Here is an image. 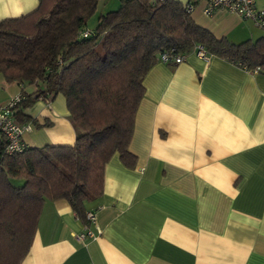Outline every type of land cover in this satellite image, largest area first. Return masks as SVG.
I'll return each mask as SVG.
<instances>
[{
	"label": "crops",
	"instance_id": "crops-1",
	"mask_svg": "<svg viewBox=\"0 0 264 264\" xmlns=\"http://www.w3.org/2000/svg\"><path fill=\"white\" fill-rule=\"evenodd\" d=\"M38 2L0 0V20ZM204 6L198 0L191 16L216 37L264 36L250 20L221 8L206 15ZM142 84L128 144L135 162L114 153L101 194L86 202L94 236L76 238L86 224L67 201L46 199L19 264H264V73L192 50L179 63L157 60ZM36 88L0 73V103ZM31 98L22 112L36 123L24 141L73 143L63 95Z\"/></svg>",
	"mask_w": 264,
	"mask_h": 264
},
{
	"label": "trees",
	"instance_id": "trees-1",
	"mask_svg": "<svg viewBox=\"0 0 264 264\" xmlns=\"http://www.w3.org/2000/svg\"><path fill=\"white\" fill-rule=\"evenodd\" d=\"M98 1L39 0L27 14L0 20V73L37 87L23 93L15 119L36 123L22 112L31 95L61 94L75 130L71 144H27L12 153L0 145V264L24 258L46 199L67 201L89 224L86 202L101 194L106 162L118 153L133 166L128 144L142 80L159 54H186L200 44L264 73V36L239 44L216 37L180 0H119L87 29Z\"/></svg>",
	"mask_w": 264,
	"mask_h": 264
},
{
	"label": "built area",
	"instance_id": "built-area-1",
	"mask_svg": "<svg viewBox=\"0 0 264 264\" xmlns=\"http://www.w3.org/2000/svg\"><path fill=\"white\" fill-rule=\"evenodd\" d=\"M198 0H187L185 8L191 12ZM225 9L240 16L242 19L250 20L256 27L264 29V6H259L257 0H205L203 13L211 15L216 9ZM88 31L83 32L86 36ZM193 51L201 58L207 60L209 53L202 45L196 44ZM185 59V54L172 55L161 53L158 60L162 62L179 63ZM256 71V70H254ZM25 98L23 93H17L10 97L6 102L0 103V145L7 153L22 151L27 143L23 139L25 132L32 129L31 122H18L14 117L16 106ZM46 99V98H45ZM46 101H49L46 99ZM89 223L95 221V212L85 211ZM76 238L82 240L87 237H93L94 233L85 225V230L75 234Z\"/></svg>",
	"mask_w": 264,
	"mask_h": 264
},
{
	"label": "rangeland",
	"instance_id": "rangeland-1",
	"mask_svg": "<svg viewBox=\"0 0 264 264\" xmlns=\"http://www.w3.org/2000/svg\"><path fill=\"white\" fill-rule=\"evenodd\" d=\"M259 6H264V0H257ZM119 5V0H99L95 13L90 16L86 23L87 29H92L95 26L97 15L102 12H106L111 9H116ZM262 32L264 30L260 29Z\"/></svg>",
	"mask_w": 264,
	"mask_h": 264
}]
</instances>
